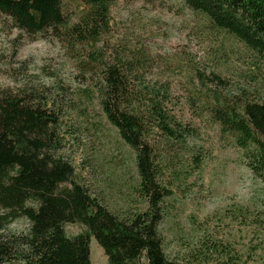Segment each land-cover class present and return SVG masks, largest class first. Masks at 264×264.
I'll list each match as a JSON object with an SVG mask.
<instances>
[{"label": "rangeland", "instance_id": "rangeland-1", "mask_svg": "<svg viewBox=\"0 0 264 264\" xmlns=\"http://www.w3.org/2000/svg\"><path fill=\"white\" fill-rule=\"evenodd\" d=\"M85 10L84 0H63L72 21ZM108 19L95 42L77 47L48 33L28 36L0 14V90L16 91L27 80L51 87L59 103L62 155L91 196L123 216L143 211L145 203L137 192L132 152L98 105L92 58L130 59L140 68V83L132 84L162 89L167 109L189 131L182 143L154 130L148 138L161 183L171 191L160 226L166 256L186 264H264V184L203 109L208 88L217 89L210 71L264 101V59L210 28L180 0H116ZM65 230L84 231L78 224ZM89 249L91 264H107L95 240Z\"/></svg>", "mask_w": 264, "mask_h": 264}, {"label": "trees", "instance_id": "trees-1", "mask_svg": "<svg viewBox=\"0 0 264 264\" xmlns=\"http://www.w3.org/2000/svg\"><path fill=\"white\" fill-rule=\"evenodd\" d=\"M116 0H84L76 20L63 11V0H0V14L28 36L48 33L77 47L95 42L108 27ZM201 14L210 28L230 35L264 59V0H180ZM100 54L101 53H97ZM98 69L93 87L98 105L121 142L133 155L143 211L119 216L91 196L62 155L56 93L27 80L16 91L0 90V264H91L95 240L107 264H186L163 249L160 226L171 191L149 135L185 142L181 125L167 109L162 89L140 83V68L130 59L92 58ZM203 109L221 136L240 151L241 162L264 184V101L233 87L210 71ZM42 86V87H41ZM205 112V113H206ZM201 158L195 159L199 167ZM84 229L75 235L67 225Z\"/></svg>", "mask_w": 264, "mask_h": 264}]
</instances>
